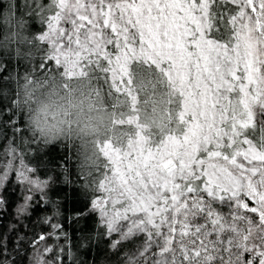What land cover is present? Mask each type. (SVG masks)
Listing matches in <instances>:
<instances>
[{
  "label": "snow or ice",
  "instance_id": "snow-or-ice-1",
  "mask_svg": "<svg viewBox=\"0 0 264 264\" xmlns=\"http://www.w3.org/2000/svg\"><path fill=\"white\" fill-rule=\"evenodd\" d=\"M0 17V48L42 53L17 82V110L57 81L100 100L88 153L79 136L55 142L76 149L93 234L134 248L120 264H264V0H7ZM29 20L39 35H25ZM20 165L27 212L49 185Z\"/></svg>",
  "mask_w": 264,
  "mask_h": 264
},
{
  "label": "trees",
  "instance_id": "trees-1",
  "mask_svg": "<svg viewBox=\"0 0 264 264\" xmlns=\"http://www.w3.org/2000/svg\"><path fill=\"white\" fill-rule=\"evenodd\" d=\"M23 2L18 0L20 4ZM40 2L49 4L51 0ZM6 3L7 0H0V5L6 6ZM6 29L7 24L0 17V40L4 38ZM41 30L38 21L29 20V30L25 35H39ZM15 48L16 45L8 50L0 48V64L3 65L0 70V176L9 161L18 166L20 157H23L24 165L36 169L49 186L45 189L46 196L42 197L40 193L33 195L27 212L18 211L25 193L14 173L0 189V264L5 260L9 264H35V255L51 264H120L124 254L134 251V248L125 244L117 254L116 249L108 247L110 238L93 234L96 217L82 215L87 212V204L79 194V182L83 177L78 173L76 149L70 148L67 142L44 145L38 140L33 141L25 127L23 110L12 105L18 91L17 82L22 83L25 66L31 69L42 56L41 52L33 50L31 62L25 61L16 55ZM20 50L29 51L25 46H20ZM104 87L107 90V85ZM49 218L51 223H59L67 235H61L57 230L49 237L53 231L46 222ZM89 235L91 240L86 238ZM40 236H45V239L39 240ZM45 248H52V252H45ZM57 252L60 253L58 261Z\"/></svg>",
  "mask_w": 264,
  "mask_h": 264
},
{
  "label": "clouds",
  "instance_id": "clouds-1",
  "mask_svg": "<svg viewBox=\"0 0 264 264\" xmlns=\"http://www.w3.org/2000/svg\"><path fill=\"white\" fill-rule=\"evenodd\" d=\"M34 85L26 91H31ZM72 92L55 87H48L34 94V101L23 108L29 132L35 134L38 140L47 139L50 142L63 140L71 135L80 137L78 143L84 145L83 151L88 153V133L94 126L101 124L102 112H97L91 105L100 104L97 97L89 99L88 89L74 85ZM36 264L37 256H34Z\"/></svg>",
  "mask_w": 264,
  "mask_h": 264
},
{
  "label": "rangeland",
  "instance_id": "rangeland-1",
  "mask_svg": "<svg viewBox=\"0 0 264 264\" xmlns=\"http://www.w3.org/2000/svg\"><path fill=\"white\" fill-rule=\"evenodd\" d=\"M20 166H21V165L14 166L13 163L11 162V168H6V167H4V169H3L2 173H1V176L3 175V172H4L5 170H7V172H8V177H7V179H2V180H0V189L4 186V184L7 182V180L11 177V174H12V173H14V176H15L16 180H17V181L19 182V184L21 185L20 181L17 179V170L20 168ZM21 187H22V185H21ZM24 193H25V192H24ZM26 194H30V193H25L24 196H25ZM25 203H26V201L24 200V202H23L22 205H24ZM27 204H28V207H29L30 204H31V201H28ZM250 206H254V205H252V204L250 203ZM35 256H36V255H35Z\"/></svg>",
  "mask_w": 264,
  "mask_h": 264
}]
</instances>
